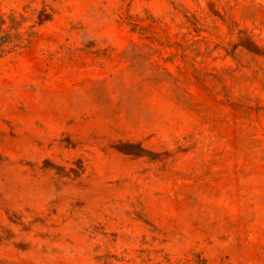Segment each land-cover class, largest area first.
<instances>
[{
    "label": "rangeland",
    "instance_id": "rangeland-1",
    "mask_svg": "<svg viewBox=\"0 0 264 264\" xmlns=\"http://www.w3.org/2000/svg\"><path fill=\"white\" fill-rule=\"evenodd\" d=\"M43 7L0 58V264H264V0H0Z\"/></svg>",
    "mask_w": 264,
    "mask_h": 264
},
{
    "label": "trees",
    "instance_id": "trees-1",
    "mask_svg": "<svg viewBox=\"0 0 264 264\" xmlns=\"http://www.w3.org/2000/svg\"><path fill=\"white\" fill-rule=\"evenodd\" d=\"M26 13L27 10L0 14V58L26 49L38 34L36 28L52 19V12L48 7L33 10L29 17ZM29 21L33 24H28Z\"/></svg>",
    "mask_w": 264,
    "mask_h": 264
}]
</instances>
